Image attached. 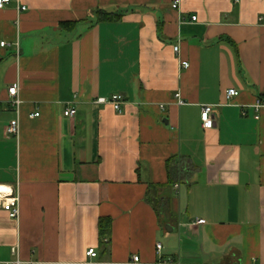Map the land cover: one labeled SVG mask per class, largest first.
<instances>
[{
    "label": "crops",
    "instance_id": "0c3cea01",
    "mask_svg": "<svg viewBox=\"0 0 264 264\" xmlns=\"http://www.w3.org/2000/svg\"><path fill=\"white\" fill-rule=\"evenodd\" d=\"M115 95L122 113L97 103ZM259 102L264 0H12L0 9V190L19 194L20 217L0 204V264H264Z\"/></svg>",
    "mask_w": 264,
    "mask_h": 264
},
{
    "label": "built area",
    "instance_id": "2783aa9c",
    "mask_svg": "<svg viewBox=\"0 0 264 264\" xmlns=\"http://www.w3.org/2000/svg\"><path fill=\"white\" fill-rule=\"evenodd\" d=\"M12 2V0H0V9H4L7 5H9ZM174 9H178L179 8V3L176 2L173 5ZM18 10L20 12L26 11L27 7L23 6L20 4V6H18ZM196 17H193V20L196 21ZM2 47H6L8 46L7 42H2L1 43ZM17 46H19V44H17ZM174 51L176 54H179L180 48L179 46H175L174 47ZM181 67L184 69H187L189 67V64L187 62H182L181 63ZM9 95L11 97V105L17 110L19 111L20 106H21V100L19 98V88L17 85L11 86L9 88ZM239 95V92L236 89H230L227 92V98L228 99H232L234 97H237ZM178 103L179 104H183V100H181L180 98V94H178L176 96ZM123 97L121 95H115L113 96L110 100H107L105 98H100L97 100L98 104H112L115 108V110L119 113H122V104H123ZM264 103L263 102H259L257 105V108H259L260 106H263ZM77 115V110L74 108H69L66 109L64 112V116L68 117V118H74ZM39 114H34L31 117H38ZM202 125L205 129H211L214 127L215 125V119H214V115H213V106L207 105L204 106L202 108ZM20 132V124L18 121L12 122L8 127H7V133L9 135H14V136H18ZM0 204L2 206V209L4 211H6L9 215L10 218L14 219V220H18L20 217V196L19 194L15 193L14 191H7V190H0ZM206 221L205 220H198L196 222L197 225H203L205 224ZM162 245L158 244L157 245V251L161 252L162 250ZM87 256L89 258H95L97 257V253L95 249H90L87 252ZM8 264H22V262H20L19 260L12 262V263H8ZM35 264H40V263H35ZM129 264H142L140 261L139 256H134L132 258V260L129 262ZM158 264H178L175 263L173 261H162L159 262Z\"/></svg>",
    "mask_w": 264,
    "mask_h": 264
},
{
    "label": "trees",
    "instance_id": "16d2710c",
    "mask_svg": "<svg viewBox=\"0 0 264 264\" xmlns=\"http://www.w3.org/2000/svg\"><path fill=\"white\" fill-rule=\"evenodd\" d=\"M97 22H102V21H113V20H118L120 18V15L116 14H110L106 13L104 11H98L97 14ZM74 24H62V28L65 30H71L74 28ZM100 232L101 235L103 236H109L111 233V228H112V221L109 218L102 219L100 221Z\"/></svg>",
    "mask_w": 264,
    "mask_h": 264
}]
</instances>
